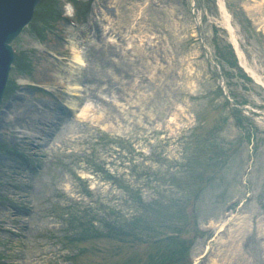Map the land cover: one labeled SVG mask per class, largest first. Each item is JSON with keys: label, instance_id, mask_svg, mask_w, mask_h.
<instances>
[{"label": "rangeland", "instance_id": "obj_1", "mask_svg": "<svg viewBox=\"0 0 264 264\" xmlns=\"http://www.w3.org/2000/svg\"><path fill=\"white\" fill-rule=\"evenodd\" d=\"M111 1L41 0L12 42L0 106V264H194L215 235L203 229L219 220L228 239L211 251L221 264H264V0H223L257 78L227 44L216 0H147L140 17L146 0ZM66 5L74 27L40 19ZM101 12L132 31L122 56L91 21ZM137 28L146 35L138 56ZM76 35L87 62L102 50V71L119 73L96 90L84 84L87 100L73 97L86 118L61 105L70 80L60 39ZM135 67L136 80L121 73ZM24 103L32 112L21 118ZM92 116L123 132H102Z\"/></svg>", "mask_w": 264, "mask_h": 264}, {"label": "bare ground", "instance_id": "obj_2", "mask_svg": "<svg viewBox=\"0 0 264 264\" xmlns=\"http://www.w3.org/2000/svg\"><path fill=\"white\" fill-rule=\"evenodd\" d=\"M153 1H157L155 3H158L159 0H153ZM112 2H114V1L112 0L111 3ZM146 4H147V0L143 4H141V6L137 10L135 16L140 17L143 14V8H144V6ZM220 7L222 9L221 14H222L223 24L225 25V27L229 31L230 35L232 36L231 38L234 41L233 28H232V25L230 23V20H229V17H228V13H227V11L223 10V7L221 5H220ZM66 11H67L66 13L68 14L69 11H70V7H66ZM101 16L102 17H99L98 20L96 21V23L94 22V25H96L97 23L100 25L99 27L102 29L101 31L103 32L104 35H106L105 36V40H108L109 42H115V43L117 42V43H119V45L121 44L120 47H119V45L116 46V47L121 52V55H123V51L125 49H131V47H130V45H131L130 44V40H131V38L133 36L130 35L131 37L129 38V40L127 38L129 37V33L132 34V31H129V30H127V31H124V30L117 31L116 28L114 27V25H115V19H116L115 17L113 18L111 16H107V14H105L103 12L101 13ZM91 21H92V18H91ZM95 28H96V26H95ZM133 34L135 36H137L138 37L137 39L139 40V41L136 40L137 41V44H138V45L136 44L138 46V48H136L138 50V53H136L137 54L136 56H138V54H140V51L142 50L141 49L142 48L141 45H143V41L146 38V35L143 34L141 28H137L136 31L134 30ZM73 37H71V36L68 37L67 36L66 38L69 39V42L66 45L65 44H62L64 48H68V50L70 51V53L72 55L71 56L72 59L70 61H68L70 63H65V64H62L61 63V65L59 66V68L64 69L65 76L70 80L71 84L74 85V86H71L70 89H69V92L71 93V95L76 96V97H83L84 87L83 86H77L79 84V80L77 78L78 76H76L77 75V71H78V69H79V67L81 65H83L84 67H86V69L88 71L86 73L89 76V77H87L88 78L87 80H93V81L95 80V81H98V80H104L106 78H110L111 79V78H113V75H116L117 77H119L118 72L116 70L108 67V66H105L106 67L105 68V72L106 73H104L102 71L104 69V68H101V66L103 65V58H102V56H103V53L102 52L103 51L102 50L101 51L98 50L97 51V55H96V53H93L94 54L93 57L97 60V63H94L93 64V63L87 62L86 57H85V53H84L83 48L81 47V44H80V43H83L81 41V38L83 36H79V35L77 36L76 35V37L75 36H73ZM143 37H145V38H143ZM123 44H124V46H122ZM125 45H126V47H125ZM103 50L104 51H109L107 49H103ZM236 52H237V54L240 57V61H241L242 65H243V67L247 71H249V68L245 65L244 60L242 59L243 54H242L241 50L237 46H236ZM76 64H78L79 66L76 65ZM133 70H134V73H135V78L134 79H131V80H136L139 77V74H138L139 70L137 68H134ZM100 71H102V72H100ZM55 74L56 75H59L56 71H55ZM60 74H61V72H60ZM255 78H257V77H255ZM114 80L117 82V79H114ZM75 86H77V87H75ZM87 87L89 88V86H87ZM114 87H113V89L116 88V87L115 88ZM97 89H99L101 91L103 88H97ZM110 89H112V88L110 86H108L107 87L108 92H109ZM89 91H90V89H89ZM86 93L88 94V91ZM108 95L111 96L110 94H108ZM89 96L90 95L88 94V97L86 98V100L89 98ZM111 97L113 99L116 98L115 96H111ZM67 98H69V97H67ZM15 99H19V96H17ZM66 100H67V105L69 107H71L73 109H75L77 107L76 106L77 102L73 99V97H72V99H66ZM115 101L116 100L114 99V102ZM26 104L27 103H24L22 105V109L23 110L21 111L22 112L21 118L29 110L32 112V109L28 106L29 104L28 105H26ZM120 108L121 109H124L123 107H120ZM37 109L38 108H36V109L34 108V113H35V111H37ZM54 109H56V108H54ZM41 111L42 110H40V112ZM52 112H53V110H52ZM83 113L84 112L81 111L80 112V115L81 114L83 115ZM0 114H1V112H0ZM12 118H13V115H12ZM36 118H38V117H36V116L30 117V120H36ZM93 119H95V118H93ZM98 120L99 119L97 118L96 121H98ZM102 128L105 129L106 131H110V132H113V133H115V132L116 133H118V132L120 133V131H122V128H120L119 125H114L113 123L106 122V121L102 124ZM42 130L45 131V129H42ZM241 222H243V220H239L237 223L239 224ZM210 264H214V263L211 262Z\"/></svg>", "mask_w": 264, "mask_h": 264}, {"label": "water", "instance_id": "obj_3", "mask_svg": "<svg viewBox=\"0 0 264 264\" xmlns=\"http://www.w3.org/2000/svg\"><path fill=\"white\" fill-rule=\"evenodd\" d=\"M36 0H0V49L14 37L28 20L32 2ZM5 36V39L3 38ZM7 65L3 69V77Z\"/></svg>", "mask_w": 264, "mask_h": 264}, {"label": "clouds", "instance_id": "obj_4", "mask_svg": "<svg viewBox=\"0 0 264 264\" xmlns=\"http://www.w3.org/2000/svg\"><path fill=\"white\" fill-rule=\"evenodd\" d=\"M66 7H70V5H66Z\"/></svg>", "mask_w": 264, "mask_h": 264}]
</instances>
